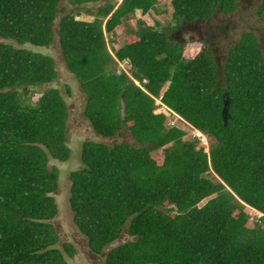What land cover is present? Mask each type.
Instances as JSON below:
<instances>
[{
  "label": "trees",
  "instance_id": "1",
  "mask_svg": "<svg viewBox=\"0 0 264 264\" xmlns=\"http://www.w3.org/2000/svg\"><path fill=\"white\" fill-rule=\"evenodd\" d=\"M100 1L68 0L71 13L55 26L61 0H0V264H68L76 254L70 243L57 247L52 222L60 175L54 163L72 160L73 112L71 88L65 85L63 96L52 86L58 73L44 49L55 39L92 132L107 140L129 135L135 143L84 141L80 168L68 174L72 222L89 251L100 256L125 233L129 240L112 247L104 264H264L258 38L244 33L219 74L210 48L184 58L169 33L228 15L241 0H172L174 26L159 30L138 20L121 37L118 26L157 0L87 7ZM81 13L93 20H78ZM256 16L264 20V0ZM123 62L130 74L119 68ZM159 106L208 139V150L196 137L183 140L186 133L156 113ZM245 207L263 215L253 228Z\"/></svg>",
  "mask_w": 264,
  "mask_h": 264
},
{
  "label": "rangeland",
  "instance_id": "2",
  "mask_svg": "<svg viewBox=\"0 0 264 264\" xmlns=\"http://www.w3.org/2000/svg\"><path fill=\"white\" fill-rule=\"evenodd\" d=\"M171 1L172 0H157L154 7L147 14L143 15L140 13V11H136L133 15H130L128 19L124 20V22L118 26L116 30L117 37H121L127 34V32L133 31L138 20L142 21L147 26L157 28L159 30L174 26V20L172 19L174 8ZM107 2L108 0H101L97 4L88 5L87 7L92 9L99 5H105ZM117 2L119 3L120 0ZM260 2L261 0H241L238 2L236 10L228 15L215 13L210 20L206 22H200L198 24L196 31H194V36H192L190 39L181 38V40H179L173 36L176 39L175 41L182 45L184 58H193L195 55L202 52L205 47L210 48L215 53V59L220 74L222 64L228 50L234 46V44L244 33L248 32L254 33L257 36L259 47L264 54V20L259 19L256 16V10ZM59 8L60 12L57 15L55 26H57L58 20L62 15L71 13L73 9L68 0H61ZM77 19L92 21L93 17L81 13ZM54 30L56 33V28H54ZM176 32L178 31L169 33L175 35ZM119 44L120 43L114 44L115 48H118ZM44 52L53 58L55 69L58 73V78L52 84V86L58 88L62 95L66 96L64 86L68 85L71 88V96H73L72 99H67L69 107L72 106L73 108V112L70 113L72 115H69V119L67 121V145L71 150L72 160L64 164L59 162L54 163V166L57 167L60 172L59 189L53 195L58 206L57 217L52 221L60 238L57 247L61 248L63 243H70L73 245L76 254L73 258H67L68 264H104V256L106 253L112 247L128 241L129 237L125 233L122 234V236L116 242L107 246L100 256H95L89 251L86 238L77 231L72 222V213L69 210L68 205L70 188L68 174L70 171L80 168L79 151L81 144L84 141L93 140L112 142V140H116L117 142L126 141L131 144L135 143L132 141L129 135H124L120 139H116V137L112 140L103 139L95 135L92 132L88 121L83 116V104L85 99L84 95L78 87V84L73 76L69 74L65 68V64L58 48L57 40L55 39V42L51 46H49L47 49H44ZM118 66L120 69L130 74L129 65L127 63L123 62ZM38 97L39 94L36 93L33 95L30 102L33 104ZM156 113L165 115L167 118V125L171 126L174 124L175 127L183 130L186 133V136L183 138V140L191 141L194 137H196L199 139L198 147H203L205 151L208 150V139L196 135L187 124L176 118L164 107L159 106ZM157 154L161 155V150H159ZM204 203L205 201L199 206H202ZM254 211L249 207H245V212L249 215V220L247 222L248 228H253V226L256 224L257 218L259 217V215Z\"/></svg>",
  "mask_w": 264,
  "mask_h": 264
},
{
  "label": "flooded vegetation",
  "instance_id": "3",
  "mask_svg": "<svg viewBox=\"0 0 264 264\" xmlns=\"http://www.w3.org/2000/svg\"><path fill=\"white\" fill-rule=\"evenodd\" d=\"M199 23H193V24H183L178 32L175 33L176 38L181 40V38H192L194 36V31H196Z\"/></svg>",
  "mask_w": 264,
  "mask_h": 264
},
{
  "label": "water",
  "instance_id": "4",
  "mask_svg": "<svg viewBox=\"0 0 264 264\" xmlns=\"http://www.w3.org/2000/svg\"><path fill=\"white\" fill-rule=\"evenodd\" d=\"M223 101H224V106H223V110H222V116H223L224 123H226V119H227V105H228V99H227L226 96H224Z\"/></svg>",
  "mask_w": 264,
  "mask_h": 264
},
{
  "label": "bare ground",
  "instance_id": "5",
  "mask_svg": "<svg viewBox=\"0 0 264 264\" xmlns=\"http://www.w3.org/2000/svg\"><path fill=\"white\" fill-rule=\"evenodd\" d=\"M195 134L198 135L199 137H204L200 132L195 131Z\"/></svg>",
  "mask_w": 264,
  "mask_h": 264
},
{
  "label": "clouds",
  "instance_id": "6",
  "mask_svg": "<svg viewBox=\"0 0 264 264\" xmlns=\"http://www.w3.org/2000/svg\"><path fill=\"white\" fill-rule=\"evenodd\" d=\"M252 210V209H251ZM254 211V210H253ZM254 212H256L258 215H259V217H261V216H263L261 213H259V212H257V211H254ZM258 217V218H259Z\"/></svg>",
  "mask_w": 264,
  "mask_h": 264
}]
</instances>
